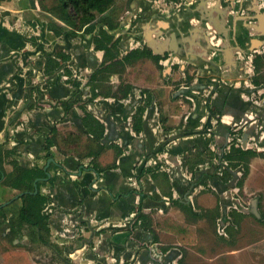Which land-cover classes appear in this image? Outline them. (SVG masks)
I'll return each mask as SVG.
<instances>
[{"label": "crops", "instance_id": "0c3cea01", "mask_svg": "<svg viewBox=\"0 0 264 264\" xmlns=\"http://www.w3.org/2000/svg\"><path fill=\"white\" fill-rule=\"evenodd\" d=\"M145 1L130 10L125 4L97 13L94 25L111 22L109 32L117 40L106 55L95 49L99 29L72 35L42 9L41 0H0V147L11 153L5 165L10 175L13 162L44 170L45 145L56 140L51 181L40 189L51 209L54 262L156 264L163 250L167 263L184 264L187 253H203L233 204L216 166L209 165L214 146L229 144L230 124L240 125L243 141L264 153L257 117L263 106L249 102L244 61V55L263 50L264 25L252 26L237 12L216 9L206 0H185L168 14ZM61 28L70 35L58 38ZM131 50L150 56L126 61ZM62 51L73 52L92 72L91 82L81 87L85 94L72 98L56 74L41 78L49 56ZM164 54L169 58L158 61ZM187 75L194 85L180 90ZM207 83L215 89L198 94ZM68 102L74 103L69 110ZM140 107L145 111L138 121ZM87 114L104 126L101 142L87 133ZM263 160L250 161L242 193L252 192ZM4 191L20 194L0 182V196ZM139 198L147 213L132 235L123 223ZM23 238L28 248L26 234Z\"/></svg>", "mask_w": 264, "mask_h": 264}, {"label": "trees", "instance_id": "16d2710c", "mask_svg": "<svg viewBox=\"0 0 264 264\" xmlns=\"http://www.w3.org/2000/svg\"><path fill=\"white\" fill-rule=\"evenodd\" d=\"M121 0H41V6L44 11L52 15L53 17L61 20L66 25L75 29H82L85 25H92L96 19L97 13L104 14L109 12L115 6L119 5ZM95 26L88 29L89 32L95 30ZM65 29H56V35H63ZM102 38H95L96 48H105L102 39H111L101 32ZM64 59L63 55H61ZM142 56H144L142 54ZM264 61V54L257 55L254 60L256 76L253 79L254 85L259 88H264V79L261 77V64ZM48 73L54 70L58 64L54 59H48L47 62ZM76 102V101H74ZM74 103H66V108L69 110ZM143 109L139 111V119L141 121ZM84 127L87 133L92 134L94 138L101 142L105 136L104 126L91 114H87L84 118ZM140 128L136 126V131L140 132ZM54 131V130H53ZM83 133V132H82ZM56 140L48 139L45 145L46 158L51 159L53 157L52 148L55 146ZM11 153L6 152L0 147V182L10 190H16L20 193L29 192L21 197L19 200L13 202L6 208L0 210V231L1 227L8 224L4 229L8 228V236L13 241L15 238L21 236L22 229L27 231L26 236L32 242L40 243L42 246L49 250L55 247L51 241L49 216L45 212V205L47 198L41 193V186L46 184L48 179L47 173L38 167L26 168L20 166L18 163L13 162L14 173L8 174L5 169L7 159ZM118 155L120 152L117 153ZM262 153L256 150L237 148L234 144L231 146L230 151L224 156V159L229 163L226 168L224 177L227 180H235L236 171H242L243 177L238 182V187L243 188L244 183L250 173V161L256 157H263ZM220 166H218L219 168ZM98 170V169H97ZM99 171V170H98ZM227 183L228 181H226ZM38 180V193L33 194L35 191V182ZM43 180V181H41ZM51 181V180H49ZM232 186V184L230 185ZM18 201H20L19 208H17ZM2 232V231H1ZM23 236V235H22ZM25 257L17 254L11 255L5 264H24Z\"/></svg>", "mask_w": 264, "mask_h": 264}, {"label": "flooded vegetation", "instance_id": "af4514ba", "mask_svg": "<svg viewBox=\"0 0 264 264\" xmlns=\"http://www.w3.org/2000/svg\"><path fill=\"white\" fill-rule=\"evenodd\" d=\"M140 1V0H121L120 4L115 6V7H119V6H123V8L125 7L126 4V9H131V7L133 5H137L136 3ZM152 1V6H154V10H158L161 13H171L174 10H177L179 7H181L184 3L185 0H151ZM208 3L212 4V6L216 9H220L223 10L224 12L228 11V12H237L239 17H242L243 21L246 20L248 22L251 23V25H257L259 24V26H263L264 22L262 20H259V18H255L256 15H260L262 17V19L264 20V7H261V2L262 0H206ZM142 2H147V1H143ZM148 3H151L150 1H148ZM215 9V10H216ZM112 10V9H111ZM110 10V11H111ZM237 10V11H236ZM239 10V12H238ZM108 13V12H107ZM104 13V14H107ZM117 15V18L119 19V13H115ZM142 17V15L140 14V16H136L135 19H138ZM220 19H222V16H220ZM95 21V20H94ZM68 26V25H66ZM92 26L94 25V22L92 23V25H85L82 29H75L71 26H68L71 28L70 32L72 33V35H76L78 34V32H85V33H91L88 31V29H90ZM258 26V27H259ZM96 27V26H95ZM113 26H111V22H107L105 26H100V27H96L97 29H99V35L96 36L95 38H102L101 32L103 31V34L105 33L110 39L111 41H108L106 37H104V39H102L103 43L102 46H104L105 48H96V43H95V49L96 50H106V55L108 53V51H111L112 49L116 48L117 46V40L114 42V37L110 34L109 30H111ZM95 28V30H97ZM248 28V27H247ZM115 29V28H114ZM249 29L250 31L253 30ZM69 31V30H68ZM56 34V32H55ZM67 35H70L68 32H66L63 35H56L58 38L59 37H65ZM111 35V36H110ZM141 54H143L144 56H142ZM254 54H256L254 56ZM264 54V48L261 51L258 50H253L252 54L250 55H244V61L246 63V67H247V75H248V80L250 81L248 85L250 92L249 94V102H251L252 105L254 106H263L262 103H259L260 101L257 100V97H263L264 98V88H259L257 86L254 85L253 79L256 76L255 73V66H254V60L256 58L257 55H263ZM61 55H63L64 57H66V59H64ZM139 56H142L143 58H148L150 55L147 54L145 51H140V50H131L130 53L127 54L125 60L126 61H130L133 58H138ZM50 59H54L55 62L58 64V66L50 71L48 73L47 71V64L45 66V69L43 72H41V78L44 76H46L47 74H56L58 77H61L67 84L68 87L70 88V90L72 91V98L75 94V96L78 93L81 94H85L84 88L83 90L81 89V87H86L92 80V72L88 71L85 68H82L80 66V63L78 62L76 56L74 55L73 52L71 51H62L60 53H55L53 55L49 56ZM169 58L168 54H164V56H162V58L157 59L158 61L160 60L165 61ZM48 62V60H47ZM216 82V81H215ZM193 81L190 80V78H188V75L186 77H184L183 81H182V85L180 86V90H185V89H191L193 87ZM216 85L215 84H205V87L203 89L198 90V94H200V92L203 93L204 96L205 93L207 92H211L215 89ZM202 95V94H200ZM90 103H92V100L90 101ZM42 105V102H41ZM262 109L259 111L261 112L260 116H257L260 123H261V127H262V132H264V106L261 107ZM144 110V107H140L139 110L137 111V113L135 114V116L139 115V111L140 110ZM143 111V112H144ZM214 111H212L213 114ZM215 117V115H213ZM135 120V118H134ZM218 122H221V117H219V119H217ZM248 124V123H247ZM237 128H241L240 125L238 124H230V135H231V139L229 140V144H227V146L223 147L222 149H217L216 146H214L213 152H214V156L212 157V161L210 162L209 165H215V171L216 174L219 175L223 181H225V177H224V173L226 168L229 166V163L224 159V156L230 151L231 146L234 144L237 148H242L244 150L247 149H252V150H256L259 151V148L256 147H252L250 146L247 141H243L244 137L242 136V132H240L239 129ZM132 129L135 131V133H138L136 131V124L134 123ZM242 131V130H241ZM239 132L241 134H239ZM261 153V152H259ZM264 155V153H262ZM264 157V156H263ZM218 166H220L218 168ZM164 171H166L168 174H172L173 172L170 171L169 169H165ZM236 178L235 180L231 181V180H227L228 181L226 184L228 186V189L231 191V196L233 199V204H231L228 207V216L225 217L223 215V217H221L219 220L221 221V223L217 225V230L222 233L223 232H227L226 235L228 236V230L231 226L235 225V220H237L238 216L241 217H246L248 214L244 213L243 210H240L238 208V204L236 202H238L240 204V206H242L244 209H250L251 206L247 205L246 201L244 200V198L242 197L244 193H242L240 187H238V182L242 179L243 177V172L242 171H236ZM232 184V186H230ZM245 184V183H244ZM141 199V198H139ZM9 201V200H8ZM7 202V201H6ZM5 202L1 203L0 205L4 204ZM141 202L138 201L136 207L134 208L132 214L136 213V211L139 208V204ZM253 204V203H252ZM143 213L140 216H136L133 219H136L135 222L132 224V226H125V228H127L132 235L135 234L136 232V228H138L142 223H143V218L147 213V208H146V203L145 201H143ZM8 207V206H7ZM6 208V207H4ZM3 209V208H1ZM0 209V210H1ZM131 214V215H132ZM129 215V217L131 216ZM254 215V214H253ZM255 216V215H254ZM128 217V218H129ZM225 217V218H224ZM236 218V219H235ZM235 219V220H234ZM8 224H5V226H3L2 228H5ZM1 228L2 234L4 235V238H8V232L9 229L6 228L7 234L6 232L3 231V229ZM22 235L24 236L25 234H27V231L25 229H22ZM6 235V236H5ZM19 236L17 238H15L12 242L14 243L15 246H17L19 243L22 244V246L24 245L23 241L25 240L23 238V236ZM28 238V236H27ZM28 244L31 245H40V243H36V242H32L30 241V239L28 238ZM19 241V242H16ZM147 244L142 245V247L146 248ZM163 250H161V252L159 253V256L161 257V259L156 260V264H169L165 261V254L162 253ZM224 255V254H221ZM136 261V260H135ZM5 262V261H4ZM179 262L181 263V261L179 260ZM178 262V263H179ZM6 263V262H5ZM179 263V264H180ZM136 264V262L134 263Z\"/></svg>", "mask_w": 264, "mask_h": 264}, {"label": "rangeland", "instance_id": "374dc122", "mask_svg": "<svg viewBox=\"0 0 264 264\" xmlns=\"http://www.w3.org/2000/svg\"><path fill=\"white\" fill-rule=\"evenodd\" d=\"M260 2L261 7H264V0ZM261 72L263 80L264 61L261 64ZM256 99L264 106L263 97ZM261 158L264 159V157ZM261 162L264 163V160ZM259 168L261 170L254 177L256 180H254L252 192L244 193L242 197L249 206L256 200L260 217L253 214H248L246 217L238 216L237 220L234 219L235 225L229 228L228 236L227 232L220 233L221 231L219 232L216 228L214 239L210 238L211 240L206 242L207 244L203 246V253L201 255L195 252L187 253L183 258L184 264H264V167L260 166ZM15 194L17 195V193L4 191L0 196V204L12 199ZM17 203V208H19L21 202ZM2 229L7 234L6 229ZM10 237L4 238L0 231V264H5L11 255L17 254L25 257L24 264H61L51 259L48 248L33 244H28V248L22 244L15 246ZM213 240L216 243H213ZM222 252L224 255L220 254Z\"/></svg>", "mask_w": 264, "mask_h": 264}, {"label": "water", "instance_id": "95a60500", "mask_svg": "<svg viewBox=\"0 0 264 264\" xmlns=\"http://www.w3.org/2000/svg\"><path fill=\"white\" fill-rule=\"evenodd\" d=\"M45 92V91H44ZM42 96H40L41 98ZM42 99H44V96L42 97ZM45 101H49V100H45ZM43 102V101H42ZM43 103H46V102H43ZM52 108V107H51ZM52 162H55L54 159H49L48 161V164L46 165V167L44 168V171L47 173L48 175V179H46V181L48 182L50 180V174L48 173V169L50 167V165L52 164ZM43 181V180H41ZM37 183H38V180L35 182V191L33 194H37L38 193V186H37ZM29 192H22L16 196H14L12 199H10L9 201L5 202L4 204L0 205V209L1 208H4V207H7L9 205H11L13 202L19 200L21 197H23L25 194H27ZM238 204V208L240 210H243L244 213L246 214H254L256 217H260V214L258 213V206H257V202L256 200L253 201V204L251 206L250 209H244L242 206H240V204L238 202H236ZM224 216L227 217L228 216V207L225 208V211H224ZM224 217V218H225Z\"/></svg>", "mask_w": 264, "mask_h": 264}, {"label": "built area", "instance_id": "2783aa9c", "mask_svg": "<svg viewBox=\"0 0 264 264\" xmlns=\"http://www.w3.org/2000/svg\"><path fill=\"white\" fill-rule=\"evenodd\" d=\"M48 102V104H49V106H52V103H49V101H47ZM47 104V103H46ZM48 104H47V107H48ZM51 108V107H50ZM141 203L139 204L140 206H139V208H138V210L136 211V213H134V214H132L129 218H127L126 220H125V223H123V227H127V226H129V224H130V226H132V224L135 222V220L136 219H133L134 217H136V216H140L142 213H143V208H144V206H143V201H144V199H140L139 200ZM50 211H51V209L48 207V205L46 206V208H45V212L47 213V215L48 214H50Z\"/></svg>", "mask_w": 264, "mask_h": 264}]
</instances>
